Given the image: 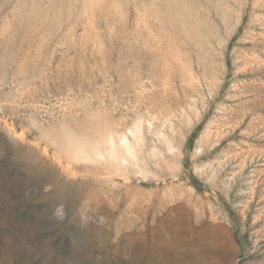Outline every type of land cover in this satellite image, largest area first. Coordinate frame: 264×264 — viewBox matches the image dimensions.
Wrapping results in <instances>:
<instances>
[{
  "label": "rangeland",
  "instance_id": "obj_1",
  "mask_svg": "<svg viewBox=\"0 0 264 264\" xmlns=\"http://www.w3.org/2000/svg\"><path fill=\"white\" fill-rule=\"evenodd\" d=\"M0 264H264V0H0Z\"/></svg>",
  "mask_w": 264,
  "mask_h": 264
},
{
  "label": "bare ground",
  "instance_id": "obj_2",
  "mask_svg": "<svg viewBox=\"0 0 264 264\" xmlns=\"http://www.w3.org/2000/svg\"><path fill=\"white\" fill-rule=\"evenodd\" d=\"M110 149V148H109ZM89 153V152H88ZM86 154H87V152H86ZM88 156H89V154H88ZM86 158H87V156H86Z\"/></svg>",
  "mask_w": 264,
  "mask_h": 264
}]
</instances>
